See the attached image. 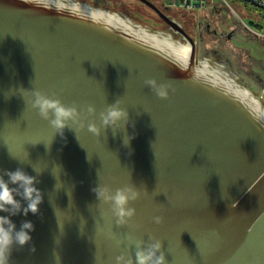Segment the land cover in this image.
Wrapping results in <instances>:
<instances>
[{
    "label": "water",
    "instance_id": "water-1",
    "mask_svg": "<svg viewBox=\"0 0 264 264\" xmlns=\"http://www.w3.org/2000/svg\"><path fill=\"white\" fill-rule=\"evenodd\" d=\"M140 1L182 41L108 4L75 0L80 14L70 15L0 0V174L22 168L37 176L43 194L38 214L0 211L17 230L22 221L34 224L31 241L13 246L9 264H96V257L115 264L122 251L134 255L129 233L161 239L168 264H264V120L254 115L263 102L215 55L197 57L176 19ZM177 45L185 72L170 62ZM150 77L176 91L158 98L144 84ZM33 88L65 104H94L89 121L97 123L120 98L129 123L99 137L87 122L70 125L61 136L31 108ZM98 184L141 189L131 224H115L92 191ZM154 215L164 223H153Z\"/></svg>",
    "mask_w": 264,
    "mask_h": 264
},
{
    "label": "clouds",
    "instance_id": "clouds-1",
    "mask_svg": "<svg viewBox=\"0 0 264 264\" xmlns=\"http://www.w3.org/2000/svg\"><path fill=\"white\" fill-rule=\"evenodd\" d=\"M23 2L32 4L37 8L54 10L61 14L63 12H68L70 15L80 14L75 0H23ZM87 18L95 20V15L90 14ZM185 58L183 47L175 46L170 62L182 72L186 71ZM144 84L158 98L164 100L169 99L171 94L176 91L171 81H159L156 77L145 79ZM28 91L31 95V108L36 110L42 119L48 121L49 125L56 129V133L61 136L64 135L66 127L72 128L70 125H78L80 129H83L87 122V130L99 137L102 134V129L112 128L116 130L121 126L124 128L129 123L128 110L121 107L123 101L120 98L115 100L114 103L108 104L104 110L99 112V123H97L95 119L89 121V117H95L96 115L97 109L94 104L80 106L73 101L69 105L65 104L56 93L49 95L36 88ZM254 115L258 120H264V109L257 108ZM121 122H123V125H121ZM261 128H264V126ZM127 137V141L123 140L125 146L129 144L131 139V137ZM50 145L46 147L50 148ZM34 171L36 172V169ZM41 172L36 173L39 175ZM5 175L8 177L7 181L4 179ZM38 182L37 176L27 174L22 168H17L15 171L3 170L0 174V211L7 212L10 216L19 214L21 210L24 216H27L29 212L38 214L39 205L43 201L42 191L35 186ZM10 185H15V187ZM92 191L99 202L109 205L116 225L131 224L137 211L132 203L140 199V188H137L134 184H125L113 190L109 185L98 184ZM143 192L147 194L146 188H143ZM221 195L223 198V194ZM16 196H20L26 201V207H22L21 201L17 200ZM10 216L0 215V264H9L13 246L23 248L27 245L32 239L30 231L34 230V224L27 220L22 221L19 230H17ZM151 219L156 225L164 223L163 215H154ZM110 235L115 238L114 233H110ZM126 240L128 242L127 247L134 246V255L128 251H122L115 257V264H168L166 252L162 250V240L154 234L150 233L147 240H145L136 238L129 233ZM122 243L124 241L116 240L117 246ZM30 250L35 251L34 246ZM54 256L59 260L57 254L54 253Z\"/></svg>",
    "mask_w": 264,
    "mask_h": 264
},
{
    "label": "flooded vegetation",
    "instance_id": "flooded-vegetation-1",
    "mask_svg": "<svg viewBox=\"0 0 264 264\" xmlns=\"http://www.w3.org/2000/svg\"><path fill=\"white\" fill-rule=\"evenodd\" d=\"M149 1L169 19H176L180 23L181 28L194 40L195 54L197 57H200L205 53L215 55V62L218 65L235 73L239 80L247 85L255 94L259 93L257 86L264 83V69L261 66V62L259 59L254 58L246 49L238 44H235V41L233 40V37L236 36L241 28L239 25V22L241 21L231 23L232 20L228 19L229 16L221 5L217 7L215 6L213 9H209L208 12L201 9H206L209 6H205L201 9L188 10L190 11L187 12L189 13L188 16L192 17L190 19H185L183 17L184 14L177 12L175 10V6H173V8L172 5H170L171 1H167L168 3H165L162 0H156L158 3L154 0ZM148 7L155 12L153 8L150 6ZM115 9L119 10L118 8ZM122 12L143 25L153 29H162L169 32L173 38L182 41L181 35L177 33L176 30L171 29L165 20L156 12V20L147 19L146 17V19H144L141 15L130 12L129 10ZM254 34L262 37L264 40L263 36H260L257 33ZM204 35L210 36L211 39L202 41ZM259 96L261 97L260 99L264 105V93Z\"/></svg>",
    "mask_w": 264,
    "mask_h": 264
},
{
    "label": "rangeland",
    "instance_id": "rangeland-1",
    "mask_svg": "<svg viewBox=\"0 0 264 264\" xmlns=\"http://www.w3.org/2000/svg\"><path fill=\"white\" fill-rule=\"evenodd\" d=\"M90 1H94L100 5L108 4L110 8L113 9L118 8L121 11L129 10L130 12H134L138 15H141V17H144V19L146 18L153 20L157 19V14H155V12L152 9H150L140 0H90ZM162 1L165 3L167 1H171L170 5H172V7L175 6V10L177 12L184 14L183 17L185 19H190L192 17V16H188L189 13L187 12L190 11L180 7L181 6L180 4L183 3L182 0H162ZM214 1L215 2H213L212 4L207 5V7L209 6L208 8L201 10L203 11L205 10V12L206 11L208 12L209 9H213L215 8V6L217 7L221 5V7L228 14L229 16L228 19L232 20L231 23L236 21L238 22L241 21L239 22L241 28L236 34V36L233 37V40L235 41L234 43L246 49L254 58L259 59L261 62V66L264 69V43H263L264 40L262 39V37L256 36L254 34L258 32L264 34V11H262L259 8H255L253 5L243 2L241 0H224V1L214 0ZM221 19L223 20V18ZM191 31L193 32L192 29ZM209 39H211L210 36L204 35L202 41H207ZM262 84L263 83H261V85ZM261 85L257 86V90L260 91V88L262 87ZM258 95H260V92L258 93Z\"/></svg>",
    "mask_w": 264,
    "mask_h": 264
},
{
    "label": "built area",
    "instance_id": "built-area-1",
    "mask_svg": "<svg viewBox=\"0 0 264 264\" xmlns=\"http://www.w3.org/2000/svg\"><path fill=\"white\" fill-rule=\"evenodd\" d=\"M183 3L180 4L183 9L186 10H194V9H201L207 6L208 4H212L215 2L214 0H182ZM224 1V0H220ZM243 2L249 3L253 5L255 8H259L262 11H264V0H241ZM260 36L264 37V34L258 32L257 33ZM262 87L260 88V95L264 93V83L261 85Z\"/></svg>",
    "mask_w": 264,
    "mask_h": 264
}]
</instances>
